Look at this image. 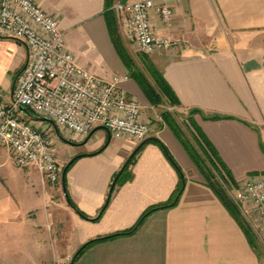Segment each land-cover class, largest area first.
I'll list each match as a JSON object with an SVG mask.
<instances>
[{"label": "crops", "instance_id": "1", "mask_svg": "<svg viewBox=\"0 0 264 264\" xmlns=\"http://www.w3.org/2000/svg\"><path fill=\"white\" fill-rule=\"evenodd\" d=\"M34 1L59 18L67 47L82 67L104 78L128 75L106 23V0ZM171 5L172 26L156 13L152 22L160 35L182 40L184 48L151 59L177 94L178 111L198 110L190 115L192 127L215 148L231 172L227 183L235 187L250 175L264 174V0H177ZM0 49L10 62L14 55L18 59L7 69V87L0 83L1 101L9 104L29 54L13 38L0 39ZM121 85L144 109L157 110L133 78ZM22 112L27 120L47 124ZM153 122L149 137L166 145L184 174L182 195L174 206L150 213L134 232L92 244L74 264H264V232L250 221L256 212L234 215L162 117ZM55 133L64 167L80 155L66 173L68 195L80 212L68 202L63 178L50 185L36 167L18 166L0 145V264H73L84 244L132 229L148 209L169 202L180 183L162 147L149 142L97 218L115 174L139 144L113 138L104 127L83 140Z\"/></svg>", "mask_w": 264, "mask_h": 264}, {"label": "built area", "instance_id": "2", "mask_svg": "<svg viewBox=\"0 0 264 264\" xmlns=\"http://www.w3.org/2000/svg\"><path fill=\"white\" fill-rule=\"evenodd\" d=\"M174 1L116 0L113 9L124 35L141 52L152 55L184 48L182 40L160 35L152 22L156 13L162 23L172 26ZM0 36L23 43L29 54L9 104L1 101L0 89V145L9 148L18 166H34L45 180L61 181L64 166L55 146V131L70 140H83L96 127L135 144L149 137L152 125L144 107L121 85L129 76L104 78L82 67L67 47L59 18L34 0H0ZM21 107L49 121L39 124L22 118L17 115ZM225 187L244 212L257 213L264 228V174Z\"/></svg>", "mask_w": 264, "mask_h": 264}, {"label": "trees", "instance_id": "3", "mask_svg": "<svg viewBox=\"0 0 264 264\" xmlns=\"http://www.w3.org/2000/svg\"><path fill=\"white\" fill-rule=\"evenodd\" d=\"M115 1L116 0H106V8H105L104 16L106 19V23H107L112 41L116 47V50H117L120 58L122 59L124 65L128 69V76L130 78H133L137 82V84L140 86L141 90L143 91L144 95L146 96V98L148 99V101L150 102V104L152 106L159 107L162 104H164V105L167 104L169 107H173V108L181 106V102H180L177 94L175 93V91L171 87V85L168 83L166 78L164 77V74L162 73V71L160 69H158L156 67V65L150 59L143 61L144 70H142L136 64L133 57L129 54V52L127 50V46L119 34V28H118V24H117L116 14H115V10L113 9V5H114ZM122 1H126V0H122ZM197 111L198 110H196V109H192L190 111V114L193 115ZM29 113H31V112H29ZM175 113L176 112L165 109L163 111L162 117H164L163 119L166 122V124L172 129L174 134L177 136V138L183 144L186 151L188 152V154L192 158L193 162L196 164V166L198 167L200 172L204 175L209 186L214 189V191L216 192L218 197L222 200V202L225 204V206L234 215H238L240 213V210L231 200L226 188L224 187V183H223V181H226L228 179L233 180L231 172L229 171L227 166L224 164L223 160L220 158L219 154L217 153L215 148L212 146V144L198 130V128H195L194 132L192 133V137L195 140L196 144L201 148L202 152L205 155H207V159L210 161L212 167L218 171L219 178H217L215 173L212 171L211 167L209 168L206 159H204L202 156H200L198 154V151L195 150V147L189 142L188 138L186 137L184 132L181 130L179 123L177 122V120L174 116ZM206 118H208V119H220V118H224V117H222V116H206ZM190 120L192 122L191 124L194 126L192 118H190ZM149 142H155V143L159 144L162 147V149L164 150V152L168 155V157L170 158L172 163L176 166V168L178 169V171L180 173L181 180H180V183H179L172 199L165 204L155 206V207L148 209L142 215V217L140 218L138 223L132 229H130L126 232L113 234V235H110V236H107L104 238H97V239H94V240L87 242L75 254L74 259H73V264H74L75 260L84 252V250L86 248H88L89 246H91L92 244L99 242V241H102V240H106V239L116 237L118 235L132 233L143 223V221L146 219V217L150 213H152L158 209H161V208L174 206L178 202L180 196L183 193L185 183H186L184 174H183L181 168L179 167V165L177 164V162L172 158V156H171L168 148L166 147V145L162 141H160L158 138L149 137L145 143H143V144L140 143L137 146V148L130 155V157L128 158L126 163L123 165V167L120 169V171L115 174L111 188H110V192H109V195H108V198L106 201V204L104 205L103 209L100 212V215L97 218H99L102 215L103 211L107 208L116 187L119 184L123 183L127 178H129L128 173H129V168H130L131 164L134 163L136 156L138 155L140 150L144 147V145L149 143ZM101 150L94 152L93 154H96V153L100 152ZM79 157H80V155L74 157L64 167L65 174L62 175V178H63V183L65 186H67L66 185L67 184L66 173ZM63 173H64V171H63ZM69 199H70V204L78 212H80L70 197H69ZM81 214L84 215L83 213H81Z\"/></svg>", "mask_w": 264, "mask_h": 264}, {"label": "rangeland", "instance_id": "4", "mask_svg": "<svg viewBox=\"0 0 264 264\" xmlns=\"http://www.w3.org/2000/svg\"><path fill=\"white\" fill-rule=\"evenodd\" d=\"M116 14V12H115ZM116 19H117V24H118V28H119V34L121 36V38L124 40V43L126 44L127 46V50L129 52V54L133 57V59L135 60L136 64L142 69L144 70V66H143V61H146V60H151V55H148V54H145L143 52H141L135 45H134V42L130 39V38H127L124 33L122 32L121 30V27L119 25V22H118V17H117V14H116ZM3 37L0 36V39H2ZM1 49H0V83L3 85V86H6L7 83L9 82V73H8V68L9 67H13V66H16L17 62H18V59L17 57L14 55V59L10 62V59L9 57L1 54ZM153 62V61H152ZM154 63V62H153ZM157 67V66H156ZM158 68V67H157ZM159 69V68H158ZM22 71V70H21ZM128 71V69H127ZM20 74V73H19ZM19 76V75H18ZM17 76V77H18ZM16 83V82H15ZM7 87V86H6ZM8 93V92H6ZM165 109H168L170 111H173V112H176L174 114L177 122L179 123V126L181 128V130L184 132V134L186 135V137L188 138L189 142L195 147V150L198 151V154L200 156H202L204 159H206L207 161V164L209 166V168L211 167L212 171L215 173V175L217 176V178H219V174H218V171L215 170L210 161L207 159V155H205L201 148L196 144L195 140L193 139L192 137V133L194 132V129L192 127V122L190 120V112L188 114L186 113H183L181 111H178V107H169L167 104H162L160 105L159 107H157V110L156 111H148L147 109H144V114L146 115V117L148 118L147 120H150L151 122V125L153 127V119L155 118H159V117H162V114H163V111ZM17 115H20L22 116V118H25L27 119L26 117V114L23 113L22 111H17ZM164 117H162V120ZM148 138V137H147ZM141 143V142H140ZM139 143V144H140ZM2 146V145H1ZM9 149V148H8ZM57 149V148H56ZM57 152H58V149H57ZM47 181V180H46ZM227 181V180H226ZM226 181H223L224 183V187L225 185H228L230 187V184H228ZM50 183V185H53L52 182L50 181H47ZM238 186V185H237ZM226 188V187H225ZM231 188V187H230ZM228 192V190H227ZM229 193V192H228ZM230 195V193H229ZM238 207V206H237ZM238 209L240 210V212H244L241 208L238 207ZM248 212H255L254 210H250ZM245 220L247 221L248 219L245 217ZM252 220V222L255 223V226H259L260 229L264 232V228L261 226V222L259 220V217L256 213L253 214V216H251V219L250 221ZM247 223H249L247 221ZM250 224V223H249ZM263 236V239H264V235Z\"/></svg>", "mask_w": 264, "mask_h": 264}, {"label": "water", "instance_id": "5", "mask_svg": "<svg viewBox=\"0 0 264 264\" xmlns=\"http://www.w3.org/2000/svg\"><path fill=\"white\" fill-rule=\"evenodd\" d=\"M21 110H22V111H24V110L26 111L27 109L24 108V107H21ZM38 118H40V119H42V120L49 121L48 118L43 117V116H38ZM93 131H94V130H93ZM93 131H92V132H93ZM92 132H91V133H92ZM147 140H148V138H146L145 140H143V141L141 142V144L145 143ZM64 174H65V170H64L63 175H64ZM64 191H65L66 198H67L68 202L70 203L69 195H68V193H67V189H66V186H65V185H64Z\"/></svg>", "mask_w": 264, "mask_h": 264}]
</instances>
